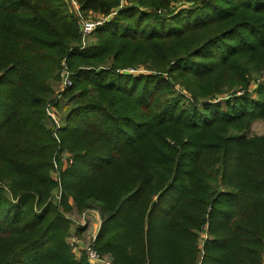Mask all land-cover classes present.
<instances>
[{"label": "trees", "instance_id": "1", "mask_svg": "<svg viewBox=\"0 0 264 264\" xmlns=\"http://www.w3.org/2000/svg\"><path fill=\"white\" fill-rule=\"evenodd\" d=\"M76 1L0 0V264H264V0Z\"/></svg>", "mask_w": 264, "mask_h": 264}, {"label": "built area", "instance_id": "2", "mask_svg": "<svg viewBox=\"0 0 264 264\" xmlns=\"http://www.w3.org/2000/svg\"><path fill=\"white\" fill-rule=\"evenodd\" d=\"M68 3L71 11H73L75 14L80 16V34L82 36V42H83V47L87 45L86 40L94 33V31L103 24L104 20L103 18H97V19H88L84 18L82 15L79 14V5L76 0H66ZM128 72L133 73L134 70H129ZM71 71L67 65V62L64 61L62 63V68L60 71V84L57 90V93L55 95V99L59 100L62 98V93H64L67 89L72 87L73 81L71 79ZM58 101L54 102L51 105H48L47 107V114L50 117L51 121L53 124L57 127L60 128L62 125H60V118H59V110L57 108V103ZM72 160H68L67 164H71ZM56 170H58V166L56 167ZM55 179H58V172L54 175ZM60 195H61V187L57 190L55 193V201L59 202L60 201ZM88 212L84 211L82 214V219L86 221V217H88ZM77 226H85L82 223L75 221ZM93 244V243H92ZM91 246L87 250V259L90 264H114L113 261L109 260L108 258H104L101 256L93 247ZM76 248V247H75ZM74 248V249H75ZM78 252V249H76ZM76 252V253H77ZM81 255V253H80Z\"/></svg>", "mask_w": 264, "mask_h": 264}, {"label": "rangeland", "instance_id": "3", "mask_svg": "<svg viewBox=\"0 0 264 264\" xmlns=\"http://www.w3.org/2000/svg\"><path fill=\"white\" fill-rule=\"evenodd\" d=\"M87 18L88 19H97V17L95 15H91V14L88 15ZM95 41H96V37L93 34L86 40L87 44L93 43ZM68 110H69V108L66 107V101L62 102L61 103V108L59 109V118H60V121H61L60 122V125H63L65 123L64 120H65L66 115L68 114L67 113ZM250 135L264 136V122L263 121H257V122H255L253 124L251 130H250ZM82 214L81 215H78L77 213H74L73 220L74 221H78V222L82 223L83 225L86 224L85 226H81V227L88 228L89 227V218L86 217V221H85L84 219H82ZM73 225H74V227H77V224L76 223H74ZM77 228H79V226ZM74 233L76 234L77 232L75 231ZM82 235H80V236H82ZM80 236L78 235V237H80ZM201 236H202L203 239L206 238V233H203ZM96 237H97V235L94 236V237H92V239L90 240V242L88 240V242L86 243L87 245L85 246V248L82 249V250L78 248V251H80V252L81 251H87L88 248L91 246V244L95 241ZM104 258H107V257H104ZM108 259L112 261V259L110 257Z\"/></svg>", "mask_w": 264, "mask_h": 264}, {"label": "crops", "instance_id": "4", "mask_svg": "<svg viewBox=\"0 0 264 264\" xmlns=\"http://www.w3.org/2000/svg\"><path fill=\"white\" fill-rule=\"evenodd\" d=\"M71 217L73 218L74 216L71 214ZM88 218H89V227L86 229V231L83 233V235L78 237L77 233L76 234L73 233V237H72V241L81 250L85 248L88 240L90 242L92 237H94L98 234L100 227H101V217H100V213L98 211L89 210ZM77 227H74L75 228L74 232L75 231L78 232L79 229Z\"/></svg>", "mask_w": 264, "mask_h": 264}]
</instances>
